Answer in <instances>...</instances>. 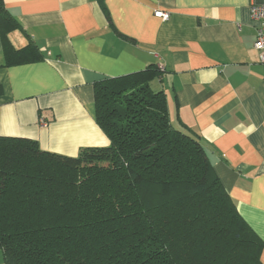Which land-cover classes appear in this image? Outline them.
<instances>
[{"label":"crops","instance_id":"crops-1","mask_svg":"<svg viewBox=\"0 0 264 264\" xmlns=\"http://www.w3.org/2000/svg\"><path fill=\"white\" fill-rule=\"evenodd\" d=\"M252 1L261 0H4L19 24L10 44L34 43L42 59L7 66L0 30V137L68 157L108 147L94 84L160 68L151 88L166 95L172 125L200 139L264 244V68Z\"/></svg>","mask_w":264,"mask_h":264},{"label":"trees","instance_id":"trees-1","mask_svg":"<svg viewBox=\"0 0 264 264\" xmlns=\"http://www.w3.org/2000/svg\"><path fill=\"white\" fill-rule=\"evenodd\" d=\"M18 22L0 0L8 65ZM155 66L94 84L110 145L68 157L0 137V251L5 264H264L263 241L240 216L200 139L176 129Z\"/></svg>","mask_w":264,"mask_h":264},{"label":"built area","instance_id":"built-area-1","mask_svg":"<svg viewBox=\"0 0 264 264\" xmlns=\"http://www.w3.org/2000/svg\"><path fill=\"white\" fill-rule=\"evenodd\" d=\"M250 12L252 21L257 24L254 49L258 52L259 63L264 68V0L252 1ZM155 16L163 21H168L170 18L169 14L163 12H156Z\"/></svg>","mask_w":264,"mask_h":264}]
</instances>
